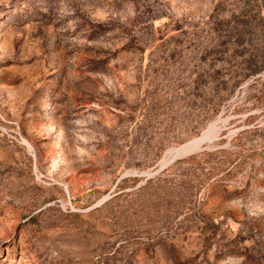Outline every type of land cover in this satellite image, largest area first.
<instances>
[{
    "label": "rangeland",
    "instance_id": "374dc122",
    "mask_svg": "<svg viewBox=\"0 0 264 264\" xmlns=\"http://www.w3.org/2000/svg\"><path fill=\"white\" fill-rule=\"evenodd\" d=\"M0 264H264V0H0Z\"/></svg>",
    "mask_w": 264,
    "mask_h": 264
},
{
    "label": "water",
    "instance_id": "95a60500",
    "mask_svg": "<svg viewBox=\"0 0 264 264\" xmlns=\"http://www.w3.org/2000/svg\"><path fill=\"white\" fill-rule=\"evenodd\" d=\"M203 141L204 140L202 137H198V138H195V139H193V140H191V141H189L183 145H180V146L174 148L173 150H171L167 160L165 162L161 163L160 166L154 172H152L150 175H154V174L158 173L164 167L171 164L177 157L183 156V155H186L188 153L195 151Z\"/></svg>",
    "mask_w": 264,
    "mask_h": 264
}]
</instances>
